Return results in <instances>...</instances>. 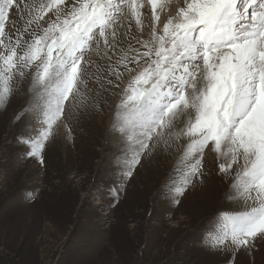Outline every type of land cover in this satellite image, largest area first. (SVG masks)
<instances>
[{"label": "snow or ice", "instance_id": "snow-or-ice-1", "mask_svg": "<svg viewBox=\"0 0 264 264\" xmlns=\"http://www.w3.org/2000/svg\"><path fill=\"white\" fill-rule=\"evenodd\" d=\"M14 98L15 121L29 117L18 143L41 164L55 131L105 108L123 179L158 148L182 150L174 203L213 154L233 211L203 245L235 264L264 241V0H0V108Z\"/></svg>", "mask_w": 264, "mask_h": 264}, {"label": "rangeland", "instance_id": "rangeland-1", "mask_svg": "<svg viewBox=\"0 0 264 264\" xmlns=\"http://www.w3.org/2000/svg\"><path fill=\"white\" fill-rule=\"evenodd\" d=\"M25 19L13 10L5 30L15 34ZM10 103L0 108V264H228L230 255L202 243L220 227L217 213L233 211L213 154L197 188L174 203L165 185L178 175L182 150L158 148L123 179L105 108L71 134L55 131L41 164L17 139L29 124L27 115L14 119L26 100ZM235 264H264V241L236 254Z\"/></svg>", "mask_w": 264, "mask_h": 264}, {"label": "bare ground", "instance_id": "bare-ground-1", "mask_svg": "<svg viewBox=\"0 0 264 264\" xmlns=\"http://www.w3.org/2000/svg\"><path fill=\"white\" fill-rule=\"evenodd\" d=\"M11 102H12V101H11ZM9 106H10V107H9ZM11 107L13 108L14 105H11V103H9L7 109H8V108L10 109ZM7 109H6V110H7ZM6 110H5V112H7ZM4 116H5V115H4ZM26 118H27V117H26ZM26 118H25V119H26ZM11 121H12V120H11ZM14 123H15V122H14ZM66 138H67V135H66V137L61 138V139L63 140L64 144H65V140H66ZM65 145H66V144H65ZM66 155H67V154H66ZM209 163H210V162H209ZM206 164H207V162H206ZM198 182H199V181H198ZM194 186L197 188V182H196V184H195Z\"/></svg>", "mask_w": 264, "mask_h": 264}]
</instances>
